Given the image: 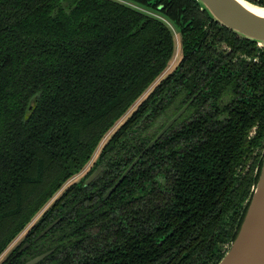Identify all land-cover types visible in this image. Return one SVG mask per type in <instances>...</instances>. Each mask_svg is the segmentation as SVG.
Returning a JSON list of instances; mask_svg holds the SVG:
<instances>
[{
    "label": "trees",
    "instance_id": "trees-1",
    "mask_svg": "<svg viewBox=\"0 0 264 264\" xmlns=\"http://www.w3.org/2000/svg\"><path fill=\"white\" fill-rule=\"evenodd\" d=\"M130 1L178 29L179 69L164 76L175 34L164 18L140 7L119 0H0V257L100 148L103 176L91 184L103 187L99 198L118 177L107 170L142 157L116 193L61 237L79 247L99 219L122 215L117 238L107 243L111 230H94L107 237H95L100 242L91 258L76 264H217L225 253L219 247L235 238L262 164L249 158L264 143V51L259 64L250 61L256 107L239 105L230 119L197 116V105L207 102L200 95L180 117L182 130L178 120L166 133L168 148L156 143L158 166L151 172L144 147L188 90L216 75L219 62H207L217 54L214 44L226 41L237 45L233 52L251 54L248 44L256 42L220 25L195 0H159L165 11L154 8L157 0ZM196 46L206 59L198 65ZM256 121L259 133L249 142L246 133ZM67 187L28 235L54 211L62 229L73 197H83L86 188ZM49 262L73 264L60 250Z\"/></svg>",
    "mask_w": 264,
    "mask_h": 264
},
{
    "label": "flooded vegetation",
    "instance_id": "flooded-vegetation-1",
    "mask_svg": "<svg viewBox=\"0 0 264 264\" xmlns=\"http://www.w3.org/2000/svg\"><path fill=\"white\" fill-rule=\"evenodd\" d=\"M154 1L156 0H153L152 2ZM158 1L159 0H157L155 3H157ZM250 1H253L255 3H261V4L264 3V0H250ZM154 8L160 11H165L166 9L164 3L162 2L157 3ZM176 30H177L176 32L178 36V53H177L178 59H176L177 61L174 63V65L165 72L164 76L176 66H178V69H179L180 64L184 58V53H183L184 49L182 47V40H181L182 37L177 28ZM248 45H249V49L252 51L251 54H248L242 49L240 50L236 49V51L233 52V50L237 47V45L234 46L231 43H227L226 41H221L218 44H214V49L216 50L217 54H214L211 59L207 60V62L211 65V67L215 63L219 62L218 65L220 66L216 69L214 68L213 70V72L216 71V75L214 76L212 74L207 84H205V86H203L202 83L199 81V83L195 85V90L193 92L191 89L188 90L190 95L188 96L187 100L184 103H182L177 108V110L173 112V114H171L167 119H165V121L163 122L159 130L156 132V134L150 140H148V142L146 143L144 147V150L146 152L150 150V154H151V156L148 158L149 171L152 172L153 171L152 169H155L158 166V160L154 156L158 154L160 147L156 145V143L159 140H163L165 142V144L163 145L164 146L163 148L165 150L168 148L169 139L166 133L174 124H176V122H178V120H180V117L184 114V112H186L190 104H192L194 101H198V97L200 95H206L207 102L201 107L197 105V107L195 108L196 113H194L197 116L199 115L203 117L210 116V118H214V119H217V118L230 119L231 116L229 115V112L237 108L239 105H242L245 110L249 109L250 107H253V109L256 107V105L259 102H258V97L253 96V94L256 91L254 90L253 80H251L250 78V72L252 71V68L254 67L252 65V62L250 63V61H254L256 64H259L262 59L264 47L260 46L257 43L248 44ZM195 50L197 51L196 54L198 56L201 55L200 59L195 60V65H198L202 60L205 61L206 59L205 57H202V54H203L202 48H200L199 46H196ZM202 77L205 78V75H203ZM232 85L236 86V92L232 91V89L230 91V88H232ZM216 88L218 91L220 90V88L224 89L222 97L221 95L217 96L216 94L212 93V90L213 89L215 90ZM257 95H258V92H257ZM186 104L187 106L185 110L183 111V113L166 129V131L159 138L155 140L153 144L148 146L150 142L156 137V135L161 130V128L166 124V122ZM182 125H183V122L180 120L179 124L176 126V130L177 129L182 130L183 128ZM259 128H260L259 121H256L250 126L249 130L246 133V137H245L247 141L249 142L252 141L258 135ZM100 149L95 154L94 158L82 170V172L79 173L69 183L66 184L67 186L71 182L72 183L75 182L77 187L79 186V187H86V188L84 191H82L85 194L83 197L78 196L77 197L78 200H77V198H75L74 196L73 201L71 200L72 202L70 205H73L74 209L68 211L67 214L65 215L67 217L66 219L67 221L66 223H64V226L62 227V229L59 228L58 230L57 228L59 226L58 223L61 220V217L58 216L59 213L56 215L55 211L52 212V214L55 215L54 218L52 219L50 218L48 222L46 219H44L43 222L39 224L38 229H35L29 235L26 234L25 237H23L19 241V243L16 246V249L6 257V259L3 261L2 264H14L15 262H18V261H21L20 264H24L30 259L38 255H41V254H45V255L36 264H51L49 262L50 256L56 252H59V250H60V253H63L65 255V258H67L69 262L76 264V262H79L82 259H84V261H88L91 258V257L86 258V256L88 254L90 255L93 254L95 252V243L100 242L99 240H94L95 237H101V238L107 237L106 233H103V234L95 233L94 230L99 229V231L101 232L102 229L109 228L111 230V234H110L111 236H108L109 239L107 240V243H112L113 240L117 238V235L114 232L118 230L119 220H121L120 218L122 217V215L119 214L118 208L114 209L116 214H119L117 216V219H113V217L112 219H110L109 217L107 219L101 218L95 223V224H98V223H101V224L93 225L89 227V230H88L89 234L87 235L88 237L85 238L81 246L77 247L75 243H72V244L69 243L68 245L65 243V240L61 238L62 236L69 233V231L72 229V225L74 224V221L77 220L76 218L80 220L82 218L84 219L88 211L91 210L95 205H97V207L102 206L103 202L111 197L112 193L115 192L119 184L129 175L133 167L140 163L141 157H142V154L139 153L122 170H118L116 168H113L112 170H107L106 172H113L117 174L118 177L111 184H110L111 180H106L104 177H102L101 181H104L105 185L106 184H110V185L101 193V197L99 198V196L96 194H98V190H102L103 187L95 186V188L92 189L91 184L93 181H95L96 178H99V176L100 177L103 176L102 173H103L104 168L102 164L96 163L97 161L95 162L96 156L99 155ZM263 153H264V143L262 147L256 146V149L251 152L249 159L257 158L258 160H261L263 158ZM161 157L165 158L166 155L162 154ZM133 161H135V163L130 167V169L126 172V174L123 176L121 181L116 185V187L109 193V195L105 197V194L107 193V191L114 185V183L120 178V176L123 175V173L126 171L128 166L132 164ZM97 166L101 167L99 173L93 179H91L88 183H85L87 177L95 170ZM256 169H258L257 166H256ZM77 180L78 182H76ZM80 183L82 186H80ZM63 189H61L55 195V197L58 196ZM70 193L72 192L70 191ZM86 198H88L87 201H86ZM80 200H82L83 203ZM245 203H246V200L242 203V205H245ZM89 205L90 207L86 208ZM75 209H77V211ZM66 210L67 208L64 209V212ZM41 213L42 211L40 212V214ZM75 213H77V217H75L76 216ZM38 216L31 223H33L38 218ZM125 223H126V220H124V223H123L124 226H125ZM30 225L21 233L19 237H17V239H15V241L10 245V247L15 242H17V240L21 238V236L26 232V230L30 227ZM92 232L94 234H92ZM10 247H8L7 250ZM228 247L229 246L226 243V244L221 245L219 249L220 251L226 252ZM7 250L3 253V255L7 252ZM46 252H49V253L46 254Z\"/></svg>",
    "mask_w": 264,
    "mask_h": 264
},
{
    "label": "water",
    "instance_id": "water-1",
    "mask_svg": "<svg viewBox=\"0 0 264 264\" xmlns=\"http://www.w3.org/2000/svg\"><path fill=\"white\" fill-rule=\"evenodd\" d=\"M201 9H204L211 16L213 20L218 22L225 28L233 31L241 38L252 40L264 47V16L255 14L245 8L241 4V0H195ZM246 1L251 5L264 8V6L254 3L249 0ZM142 7H146L143 6ZM147 8V7H146ZM151 9V8H149ZM172 71V70H171ZM187 104L184 105L178 112H176L161 128L156 137L150 142L148 146L153 144L166 129L183 113ZM125 121V120H124ZM99 155L96 156L95 162L98 160ZM135 163L132 162L126 169L123 175L114 183V185L107 191L105 197L116 187L121 181L126 172ZM101 167L97 166L95 170L87 177L85 183L93 179L100 171ZM78 182V180L76 181ZM66 186L62 192L55 198L66 191ZM55 199L48 205L46 209L52 206ZM46 209L38 216V218L31 224L34 225L42 217ZM15 242L4 257L0 259V264L6 257L16 248L19 241L25 237L28 230ZM49 252H46V254ZM45 254L38 255L24 264H36ZM217 264H264V153L262 164L256 184L252 189L251 196L248 200L246 212L239 226L235 238L231 241L227 251Z\"/></svg>",
    "mask_w": 264,
    "mask_h": 264
},
{
    "label": "rangeland",
    "instance_id": "rangeland-1",
    "mask_svg": "<svg viewBox=\"0 0 264 264\" xmlns=\"http://www.w3.org/2000/svg\"><path fill=\"white\" fill-rule=\"evenodd\" d=\"M119 1H121V2H124V3H127V4H129V5H131V6H134V7H140L139 9H141V10H143V11H146L147 13H150V14H152V15H155V16H158V17H161L162 19H163V17L160 15V14H158V13H155V12H153V11H151L150 9H148V8H146V7H142V6H140V5H137V4H135V3H133L132 1H130V0H119ZM145 9V10H144ZM165 21L167 22V24L172 28V30H173V32H174V34H175V37H176V49H175V54H174V57H173V60H172V62H171V64L169 65V67H168V69L170 68V67H172L173 65H174V63L177 61L176 59H178V36H177V30H176V28H175V25L170 21V20H167V19H165ZM167 69V70H168ZM166 70V71H167ZM145 97V96H144ZM50 204V203H49ZM13 243V242H12ZM11 243V244H12ZM10 247V246H9ZM8 251V250H7ZM4 257V255L1 257V258H3ZM0 258V259H1Z\"/></svg>",
    "mask_w": 264,
    "mask_h": 264
},
{
    "label": "bare ground",
    "instance_id": "bare-ground-1",
    "mask_svg": "<svg viewBox=\"0 0 264 264\" xmlns=\"http://www.w3.org/2000/svg\"><path fill=\"white\" fill-rule=\"evenodd\" d=\"M241 4L247 8L248 10H250L251 12L255 13V14H258V15H261V16H264V8H260V7H257V6H254V5H251L249 4L248 2L246 1H242L241 0Z\"/></svg>",
    "mask_w": 264,
    "mask_h": 264
}]
</instances>
